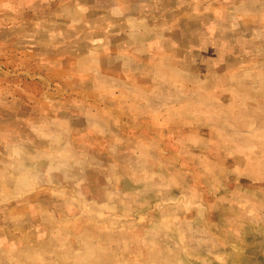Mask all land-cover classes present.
I'll return each mask as SVG.
<instances>
[{
	"label": "rangeland",
	"instance_id": "obj_1",
	"mask_svg": "<svg viewBox=\"0 0 264 264\" xmlns=\"http://www.w3.org/2000/svg\"><path fill=\"white\" fill-rule=\"evenodd\" d=\"M0 264H264V0H0Z\"/></svg>",
	"mask_w": 264,
	"mask_h": 264
}]
</instances>
